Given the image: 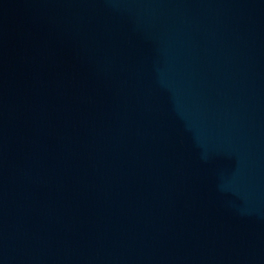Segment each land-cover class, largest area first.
Returning a JSON list of instances; mask_svg holds the SVG:
<instances>
[{
	"label": "water",
	"instance_id": "obj_1",
	"mask_svg": "<svg viewBox=\"0 0 264 264\" xmlns=\"http://www.w3.org/2000/svg\"><path fill=\"white\" fill-rule=\"evenodd\" d=\"M0 264H264V0H0Z\"/></svg>",
	"mask_w": 264,
	"mask_h": 264
}]
</instances>
